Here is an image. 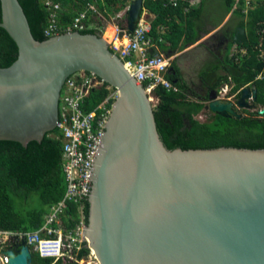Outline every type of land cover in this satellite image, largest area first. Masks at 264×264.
<instances>
[{
  "label": "water",
  "instance_id": "95a60500",
  "mask_svg": "<svg viewBox=\"0 0 264 264\" xmlns=\"http://www.w3.org/2000/svg\"><path fill=\"white\" fill-rule=\"evenodd\" d=\"M0 2V27L19 49L17 61L0 68V141L26 148L55 131L63 86L77 72L118 93L93 166L84 232L98 264H264V149H168L145 87L102 34L40 42L20 1ZM144 10V0L132 1L121 38L136 30ZM247 42L237 28L234 45ZM209 99L207 110L243 117L216 90ZM249 99H257L255 86L236 105L249 108ZM4 254L8 264H33L26 241Z\"/></svg>",
  "mask_w": 264,
  "mask_h": 264
},
{
  "label": "trees",
  "instance_id": "16d2710c",
  "mask_svg": "<svg viewBox=\"0 0 264 264\" xmlns=\"http://www.w3.org/2000/svg\"><path fill=\"white\" fill-rule=\"evenodd\" d=\"M29 20L34 37L43 42L50 20L47 2L60 3V25L69 27L88 3L106 19L116 17L133 0H19ZM206 0H203L205 2ZM225 12L214 28H217L227 14L233 13L228 25L223 28L217 42L222 44V54L212 55L211 68L199 74V83L189 84L177 61L172 62L167 79L179 87V92L159 86L154 90L158 100L154 108L158 131L170 150L217 149L235 147L264 149V0H224ZM73 4L74 6H70ZM145 8L155 16L150 36L163 50L176 53L185 46L195 44L210 30L206 21L212 14L205 15L203 7H195L189 1H179L173 6L170 0H144ZM75 7V10L72 9ZM188 9V10H187ZM186 10L188 12H186ZM90 12L87 28L82 34H102L101 16ZM2 4L0 2V23ZM92 23L94 26L92 27ZM121 30L127 29L126 19H119ZM247 32L248 42L237 45L238 52L232 56L233 38L237 28ZM165 28V32H162ZM132 35V33H128ZM161 39L164 42H161ZM19 49L8 32L0 27V68L12 66L18 59ZM207 64V63H206ZM208 63L207 65H209ZM172 69V70H171ZM225 85L231 87L230 96L238 99L244 88L256 87L257 99L249 109L239 111L242 118L227 117L206 109L212 91ZM115 89L104 83L92 90L83 110L91 113L108 98ZM208 113V120L202 122L198 116ZM59 129L48 133L41 143L31 142L25 148L20 143L0 141V231L12 233H35L45 224V216L51 207L65 198L67 181L63 170L64 143ZM36 203L30 204L31 200ZM23 204L30 205L25 212ZM89 202L85 206V222L88 225ZM78 206L70 203L63 218L67 230L80 223ZM33 264H53L54 259L42 258L32 247ZM12 249L13 247H9ZM90 250L83 248L78 258H87ZM58 264H63L59 261Z\"/></svg>",
  "mask_w": 264,
  "mask_h": 264
},
{
  "label": "built area",
  "instance_id": "2783aa9c",
  "mask_svg": "<svg viewBox=\"0 0 264 264\" xmlns=\"http://www.w3.org/2000/svg\"><path fill=\"white\" fill-rule=\"evenodd\" d=\"M179 1L181 0H170V3L177 6ZM47 7L50 10V20L45 35L48 38L83 31L87 28L85 23L89 13L99 14L96 6L88 3V7L79 13L69 27L63 30L60 25L62 5L49 1ZM151 31V24L141 20L132 35L127 33V45L115 46L111 49L124 62L125 67L138 83L145 87L149 96L159 86L179 92V87L166 77L171 68V59L152 54L156 43L150 36ZM238 52L246 53V50L240 51L235 45L232 56ZM262 57H264V52ZM104 83L95 74L77 72L69 77L63 86L60 98V122L57 129L63 135V170L67 181V193L62 201L51 207L40 231L35 233L0 231V236H5L3 249L0 250V264H8L9 260L4 252L12 250L8 248H14L18 241H26L27 245L38 252L42 258L54 259L53 264H58L59 261L63 264H72L71 262H75L83 248L89 249L90 254L82 261L92 256L96 259L84 236L87 228L85 206L91 197L93 166L118 93L116 89L112 90L108 98L94 112L86 113L83 106L92 90ZM230 91V86L225 85L219 92V98L227 99ZM261 111L260 117H264ZM70 203L78 206L81 221L74 229L67 230L63 218ZM15 238H18V241L14 240ZM96 262L98 264L97 259Z\"/></svg>",
  "mask_w": 264,
  "mask_h": 264
},
{
  "label": "rangeland",
  "instance_id": "374dc122",
  "mask_svg": "<svg viewBox=\"0 0 264 264\" xmlns=\"http://www.w3.org/2000/svg\"><path fill=\"white\" fill-rule=\"evenodd\" d=\"M247 1L250 2L252 0H247ZM204 10L209 12L211 11L210 14H212V17L206 21L207 25L208 23L212 22L211 24L208 25V28L211 29L212 24L220 21L222 14L225 12L224 0H206L204 5ZM228 19H229V15H227L224 21L217 28L213 29L209 35L204 36L203 39H201L198 43H195V45L185 48L183 51L179 53L180 56L179 59L177 60V64L181 68L184 78L189 84L199 83V74L202 71L211 68L213 53L217 55L222 54L221 49L217 48L216 44L218 42L216 36H219L220 31L223 28H225L226 25H228L229 23ZM118 23H119V19L117 18H115L113 21L108 23V26L102 23L103 28L105 27L104 29H102L103 30L102 35L110 43L111 48L115 46L119 47L118 46L119 44L116 43V41H114L116 32L110 33V29H111L110 27L113 26L115 28V26H118L117 25ZM123 45H127V41H124ZM234 49L235 47L233 48V53H234ZM206 63L207 64L210 63V64L207 65ZM150 98L155 108L158 104V100L154 96V93L151 94ZM249 102L251 103V100H249ZM208 117H209L208 113L206 114L203 113L202 115L198 116V119L202 122H205L208 120ZM33 199L35 200L33 201L31 200L30 204L36 203V198ZM28 207H30V205L23 204V206L20 207V210L22 212H25ZM4 239L5 236H0V250L3 249L2 246L4 245L3 243L5 241ZM71 263L97 264L96 259L93 256L89 259H86L85 261L75 259V262H71Z\"/></svg>",
  "mask_w": 264,
  "mask_h": 264
},
{
  "label": "crops",
  "instance_id": "0c3cea01",
  "mask_svg": "<svg viewBox=\"0 0 264 264\" xmlns=\"http://www.w3.org/2000/svg\"><path fill=\"white\" fill-rule=\"evenodd\" d=\"M134 1V0H133ZM182 1H189L190 2V4L192 5V6H195V7H203V10H204V5H205V2H203L202 3V1L203 0H182ZM132 3V2H131ZM130 3V4H131ZM70 6H74L73 4H71ZM130 6V5H129ZM128 8V7H127ZM127 8L123 11V12H121L119 15H117L116 17H111L109 20L108 19H106V18H104V16H101V14H99L100 16H101V20H102V23H104L106 26H108V23H110L111 21H113L115 18H117V19H126V14H125V11L127 10ZM72 9H74L75 10V7H72ZM188 10V9H187ZM186 10V12H188ZM204 12H205V15H207L208 16V14L211 12H209V11H205L204 10ZM227 15H229V19H228V22L231 20V18H232V15H233V13L231 12V13H229V14H227ZM227 15H226V17H227ZM225 17V18H226ZM224 18V19H225ZM155 19V16L153 15V14H151L146 8H145V10H144V13H143V17H142V19L141 20H144V21H146V22H148V23H150V24H152V21ZM224 21V20H223ZM212 23V22H211ZM211 23H208V25L209 24H211ZM215 23H217V22H215ZM215 23H213L212 24V27H211V29H209L208 28V25H207V23H206V29H208V30H210V32L213 30V29H215L214 28V25H215ZM92 27H97V26H94V24L92 23ZM105 28V27H104ZM113 28V31L114 32H116V35H115V40L114 41H116V43H118V44H120V45H118V46H121V45H123V41H126L125 39H127V37L125 36V37H123V38H121L120 37V32H121V29H119L118 28V26H115V28L113 27V26H111V29ZM117 30V31H116ZM162 32H165V28H162ZM210 32L208 33V34H206V35H209L210 34ZM206 35H203L200 39H198V41L196 42V43H198L201 39H203V37L204 36H206ZM211 36V35H210ZM125 38V39H124ZM128 41V40H127ZM161 42H164V40L163 39H161ZM127 44H128V42H127ZM193 45H195V44H193ZM193 45H190V46H193ZM187 47H189V46H185L182 50H179L178 52H176V53H171L170 51H165V50H163L158 44H156V47L152 50V54L154 55V52L155 51H158L160 54H161V56H165L166 58H169V59H171V62H175V61H177L178 59H179V56H180V52L181 51H183L185 48H187ZM234 47H235V45H234ZM233 47V48H234ZM232 53H233V49H232ZM233 55V54H232Z\"/></svg>",
  "mask_w": 264,
  "mask_h": 264
},
{
  "label": "flooded vegetation",
  "instance_id": "af4514ba",
  "mask_svg": "<svg viewBox=\"0 0 264 264\" xmlns=\"http://www.w3.org/2000/svg\"><path fill=\"white\" fill-rule=\"evenodd\" d=\"M217 45V48H219V49H221L223 46H222V44H220V43H217L216 44ZM247 88V87H246ZM246 88H244V89H246ZM222 89V88H221ZM221 89L220 90H218L217 92H218V94H219V92L221 91ZM244 89H242L241 90V93H240V97L237 99L236 98V96H234V95H232V96H230V92H229V94L227 95V99L228 100H232L234 103H235V109L237 110V112L239 113V111H242V110H245V109H249L250 110V106H251V104L253 103V101L254 100H251V103L249 102V100H247V103L249 104V108H242V107H239V106H237L236 104L240 101V99H241V96H242V91L244 90ZM210 100V99H209ZM239 114H241V113H239ZM14 247H15V245H14ZM14 249V248H13Z\"/></svg>",
  "mask_w": 264,
  "mask_h": 264
},
{
  "label": "bare ground",
  "instance_id": "6f19581e",
  "mask_svg": "<svg viewBox=\"0 0 264 264\" xmlns=\"http://www.w3.org/2000/svg\"><path fill=\"white\" fill-rule=\"evenodd\" d=\"M111 28V27H110ZM109 33V32H108ZM110 33H114L113 28L110 29ZM115 39V38H114ZM125 39V38H124ZM127 41V40H126ZM124 42V41H123ZM128 42V41H127ZM120 45V44H119Z\"/></svg>",
  "mask_w": 264,
  "mask_h": 264
}]
</instances>
